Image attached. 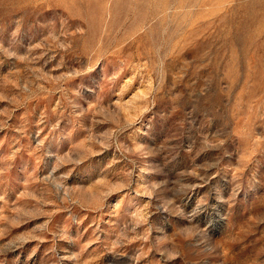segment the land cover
Returning <instances> with one entry per match:
<instances>
[{
  "label": "rangeland",
  "instance_id": "rangeland-1",
  "mask_svg": "<svg viewBox=\"0 0 264 264\" xmlns=\"http://www.w3.org/2000/svg\"><path fill=\"white\" fill-rule=\"evenodd\" d=\"M0 264H264V0H0Z\"/></svg>",
  "mask_w": 264,
  "mask_h": 264
}]
</instances>
